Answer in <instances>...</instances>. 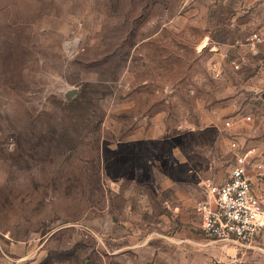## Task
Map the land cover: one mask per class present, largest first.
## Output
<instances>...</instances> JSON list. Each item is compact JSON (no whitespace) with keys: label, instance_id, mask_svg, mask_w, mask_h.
Masks as SVG:
<instances>
[{"label":"rangeland","instance_id":"1","mask_svg":"<svg viewBox=\"0 0 264 264\" xmlns=\"http://www.w3.org/2000/svg\"><path fill=\"white\" fill-rule=\"evenodd\" d=\"M255 32L264 1L0 0V264H264L195 209L233 141L264 177Z\"/></svg>","mask_w":264,"mask_h":264},{"label":"built area","instance_id":"2","mask_svg":"<svg viewBox=\"0 0 264 264\" xmlns=\"http://www.w3.org/2000/svg\"><path fill=\"white\" fill-rule=\"evenodd\" d=\"M253 55L258 54V47L264 44V35L260 32L251 34L245 42ZM236 70L240 69L239 59L231 61ZM215 78H221L217 65L212 67ZM247 120H251L250 117ZM226 127L231 122L226 121ZM236 153L235 164L229 179L222 184H210L207 198L196 205L201 219V229L205 237L216 242L238 243L248 249L264 251V201L262 188L264 177L254 180L250 166L259 156L257 149H241L237 141L232 142ZM238 152V153H237ZM257 169H261L257 165ZM260 175V174H259ZM204 264H243L240 259L226 261L210 260Z\"/></svg>","mask_w":264,"mask_h":264},{"label":"crops","instance_id":"3","mask_svg":"<svg viewBox=\"0 0 264 264\" xmlns=\"http://www.w3.org/2000/svg\"><path fill=\"white\" fill-rule=\"evenodd\" d=\"M250 4H256L257 2L264 1V0H247ZM264 201V199H263ZM213 260H218V259H213ZM210 261V260H209ZM223 261V260H221Z\"/></svg>","mask_w":264,"mask_h":264}]
</instances>
